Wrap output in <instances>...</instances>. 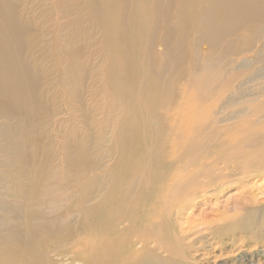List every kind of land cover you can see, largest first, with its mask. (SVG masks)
Returning a JSON list of instances; mask_svg holds the SVG:
<instances>
[{
    "label": "rangeland",
    "instance_id": "rangeland-1",
    "mask_svg": "<svg viewBox=\"0 0 264 264\" xmlns=\"http://www.w3.org/2000/svg\"><path fill=\"white\" fill-rule=\"evenodd\" d=\"M94 1L2 0L3 4L8 3L6 8L12 4L20 22L17 21L21 28L8 32L14 37L8 46L14 48L10 47L15 53L10 59L14 66L15 63L22 65L29 86L28 99L20 109L0 96V220L9 219L15 213L16 208L12 206L18 196L15 192L35 173L38 185L61 187L70 183L74 173L86 172L93 163L99 172L90 174V184L102 187L107 177L99 175L100 168L115 157L110 151L112 139L117 125L124 119L136 118L148 123L161 143L167 140L168 144V137L175 136L183 140L179 155L191 156L196 146L201 147L199 152L211 162L213 159L224 161L233 165L235 171L264 157V19L255 21L259 8L241 13V20L246 21L230 29L231 40L228 37L212 44L202 25L208 15L209 0H152L166 4L161 7L165 11L160 17L176 27L168 23L171 31L165 32L167 40L152 28L142 34L145 44L142 59L128 60L132 63L127 61L126 68L131 69L122 78L132 80L133 86L142 80L144 97L141 108L137 106L140 110L128 113V105L112 84V77L120 75V71H114L113 65H109L114 64V54H117L114 48L120 41L115 34L106 37L103 23L93 15ZM99 1L121 4L119 8L127 13L125 18L135 10L136 0ZM196 1L200 5L190 4ZM191 6L197 11L193 24L196 28L188 27L192 29L188 34L191 30L186 26L185 30L179 28L184 12ZM111 20L124 28L123 19L121 22L113 15ZM232 21H227L226 26H234L236 22ZM178 33L183 36V43L176 40ZM141 61L146 65L144 69ZM138 74L144 75L143 78L136 79ZM204 157L194 162L195 165L203 167ZM258 172L248 173L245 179H233L221 192L198 195L190 220L198 223L233 214L234 224H248L253 217L246 206L238 205V198H245L251 190L258 193L257 199L246 202L252 208H264V177L252 176ZM218 176L221 178L222 174ZM186 247L188 255L193 253L192 244L187 243ZM181 260V257L176 259L178 264Z\"/></svg>",
    "mask_w": 264,
    "mask_h": 264
},
{
    "label": "bare ground",
    "instance_id": "bare-ground-1",
    "mask_svg": "<svg viewBox=\"0 0 264 264\" xmlns=\"http://www.w3.org/2000/svg\"><path fill=\"white\" fill-rule=\"evenodd\" d=\"M198 1L190 4L195 7ZM209 2L208 15L202 25L205 36L212 44L227 40L230 29L238 28L246 21L240 17L245 10L259 8L255 21L264 19V0ZM5 3L0 0V96L20 109L28 99L29 85L25 80L22 65L16 66L15 63L14 66L13 59H10L15 53L10 50L13 47L10 48L8 42L14 37L8 32H14L13 30L21 27L12 4L6 8L8 3ZM120 5L111 1L96 0L91 6L94 11L92 14L97 15L98 20L103 23L106 37L115 34L119 38L120 42L114 48L117 52L114 54V64L110 61L113 59H109L112 63L109 65H113L114 71H120L118 76L111 74L114 78L112 84L128 105V113H135L142 106L140 104L144 97L141 86L143 82L137 78L140 72L136 76V79H139L135 82L136 85H132L129 74L133 69L128 72L127 78L130 81L122 78L128 69H131L126 68L129 66L127 61L142 59L145 51L142 34L148 28L155 29L167 40L165 32L171 31L168 29L170 22L160 17L165 11L161 7H166V4L154 3L152 0H136L135 10L133 9L131 16L126 18L127 13L119 8ZM196 12L193 6L184 12L179 29L185 30V26L195 27L193 24ZM113 15L120 21L124 20V28L116 24L115 19L111 20ZM230 19L236 23L227 27L226 22ZM246 19L251 20L253 17L249 15V19ZM188 29L187 31L191 30L189 34L192 29ZM182 37L180 34L176 40L181 41ZM14 43L16 45V42ZM142 62L139 63L144 69L146 65ZM10 64L13 66L8 67ZM142 121L136 118L124 119L117 125L110 150L115 157L110 164L100 168L99 175L107 177L102 187L97 188L90 184V174L99 172L91 163L86 172L74 173L73 179L67 185H38V175L35 173L26 185L16 190L18 196L12 203L16 208L13 210L15 213L11 214L9 219L0 220V264H178L177 257L182 259L179 264H264V208L255 209L246 202L255 201L258 193L248 190L245 198H238V205L246 206L248 214L253 217L248 224H234L233 214L198 223L190 220L198 195L212 191L214 194L221 192L225 184H231L237 177L245 179L252 171L259 170L258 173L252 174L253 177H264V157L235 171L233 165L224 161L213 159L211 162L205 154L199 152L201 147L196 146L191 156L179 155V146L183 144V140L175 136L167 138L168 144L167 140L161 143L160 139L154 137L148 123L144 124ZM171 140H175V143ZM202 157L203 167L196 166L194 162ZM250 165L253 166L248 169ZM219 174H222L221 178ZM187 243L192 244L194 250L189 255L186 253Z\"/></svg>",
    "mask_w": 264,
    "mask_h": 264
}]
</instances>
